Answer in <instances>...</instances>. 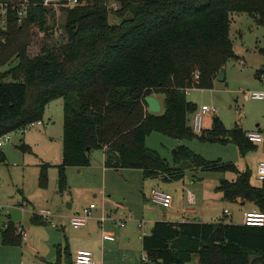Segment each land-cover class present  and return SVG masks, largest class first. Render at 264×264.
I'll use <instances>...</instances> for the list:
<instances>
[{"label": "trees", "instance_id": "obj_1", "mask_svg": "<svg viewBox=\"0 0 264 264\" xmlns=\"http://www.w3.org/2000/svg\"><path fill=\"white\" fill-rule=\"evenodd\" d=\"M108 1L71 5L62 0L68 6L59 44L49 42L54 26L45 0L7 3V27L0 24V137L43 121L47 106L63 99L60 192L67 188L68 166H90L92 153L105 150L107 168L140 169L144 178L166 182L185 180L188 173L196 180L199 170L233 172L236 178L220 179L216 190L225 201L249 202L264 212V184H252L250 169L207 159L184 144L174 148L170 163L146 144L150 134L160 132L180 140L232 142L242 155L257 149L248 131L229 129L218 116L211 128L195 133L190 116L198 107L187 91L214 88L221 69L239 58L230 14L246 12L264 25V0H113L121 7L117 23H110ZM35 29L43 34L39 40ZM34 43L38 50L31 53ZM260 52L264 56V47ZM256 76L264 85V62ZM153 92L165 95L160 114L149 112L144 101ZM21 147L30 149L25 143ZM5 159L0 151V160ZM48 168L41 165V186L48 183ZM32 221L46 223L36 213ZM1 237L4 245L23 243V231L11 219ZM142 246L141 264H186L194 255L203 264H264V226L157 220L143 234ZM65 253L71 257L68 245Z\"/></svg>", "mask_w": 264, "mask_h": 264}, {"label": "rangeland", "instance_id": "obj_2", "mask_svg": "<svg viewBox=\"0 0 264 264\" xmlns=\"http://www.w3.org/2000/svg\"><path fill=\"white\" fill-rule=\"evenodd\" d=\"M13 1L21 3L24 0H1L0 3V24L5 28L6 5ZM65 4L68 6L67 3H62V0H56L47 5L52 8L48 18L49 24L54 26L49 38L50 43L59 44L66 35ZM108 6L110 23L119 22L117 14L121 12V7L117 3L114 4L113 0L108 1ZM25 7L21 5V8ZM35 31L39 40L43 34H38L37 29ZM230 37L239 58L228 61L225 78H217L213 89L188 90L187 98L197 105V110L203 105L213 108L204 115V129L211 128L214 117L218 116L229 129L240 126L245 131L261 130L264 133V100L251 96V92L264 89L262 78L256 76L264 62V56L260 52V48L264 47V25L258 17L246 12L231 13ZM37 50L38 44L30 46L31 53ZM151 95L164 102L163 93L153 92ZM63 121V99L55 100L48 105L42 125L12 132L10 140L0 147V151L6 155L4 161L0 160V264H68L65 253L67 245L71 258H74L79 250L86 249L94 254L98 264H141L144 257L141 237L144 232L150 231L151 224L148 222L139 226L136 220L130 219L126 221L125 227H116L108 220L106 228L114 232L116 239L103 242L101 224L97 219L99 220L103 212L111 214L113 218H121L125 217L121 215L129 211L133 212L136 219L141 207L148 202L168 214L174 213V201L171 208H163L148 199L153 188H160L172 193L173 197H178V205L183 203L188 208L208 210L207 217L201 213L203 219L223 218L231 223L240 221L238 216L241 212L236 205L224 201L222 192L216 190L220 179L236 178L233 172L199 170L195 173L196 180H192V174L188 173L184 183L187 189L197 191L196 205L187 201V192L184 191L186 188L181 183L166 182L160 178H144L140 169L111 168L105 175L102 169L88 173V167L80 172V168L68 166L67 188L60 192L58 165L63 160ZM192 122L193 114L190 116L191 125ZM179 141L180 139L163 133L153 132L147 137L146 144L173 163L172 151ZM181 141V144L207 159H222L235 163L240 170L250 169L252 184H264L256 174L258 162L264 160V142L256 143L255 151L242 155L238 145L232 142L210 143L201 142L196 138ZM24 143L30 146L29 150L22 149ZM43 164H49L46 186L39 183ZM92 203L97 206L92 211V218L86 225L75 228L71 224V217ZM118 203L126 205L127 209L118 208ZM70 204L72 208H69ZM106 205L110 208L107 209ZM224 208L230 209L234 213L233 216L225 214ZM214 211L217 212L216 216L211 215ZM35 213L42 215L46 223H34L32 217ZM10 219L18 227L24 228L28 235L23 236L22 245L2 243L1 230ZM186 264L203 263L199 261L198 255H194Z\"/></svg>", "mask_w": 264, "mask_h": 264}, {"label": "built area", "instance_id": "obj_3", "mask_svg": "<svg viewBox=\"0 0 264 264\" xmlns=\"http://www.w3.org/2000/svg\"><path fill=\"white\" fill-rule=\"evenodd\" d=\"M51 1L56 2V0H45L44 4L49 5ZM77 3L78 0H68V4L74 5ZM251 96L255 99L264 100V89L251 92ZM212 110L213 108L211 106L203 105L200 110H196L194 112L193 122L191 126L195 133L202 132V130L204 129L203 127L204 115ZM42 124H43L42 120L31 122L22 131H25L28 128H33L36 125H42ZM11 134L12 132L4 134L3 136L0 137V147L3 146L4 142L10 140ZM247 136L251 141L255 143L264 142V133L261 130L248 131ZM256 174L258 179L264 182V160L258 162ZM186 196H187V201L190 204L195 203L196 199L194 192L187 190ZM149 198L153 203L158 204L163 208H171L174 201V197L172 193L161 190L160 188H153L149 194ZM96 207L97 206L94 203L85 207L80 213L71 217V224L75 228H80L81 226L86 225L88 220L92 218L91 217L92 211ZM128 219L129 218H125V217L113 218L111 214L107 215L103 212V214L99 217L98 220L102 228V241L103 242L114 241L116 239L114 232L106 228V222L108 220L111 221L116 227L117 226L125 227L126 221ZM243 223L253 226H264V212L256 208L244 211ZM141 225L143 224L139 223V226ZM23 236H26V233H24V231H23ZM72 264H98V262L95 260L94 254L90 250L82 249L77 252L75 257L73 258Z\"/></svg>", "mask_w": 264, "mask_h": 264}, {"label": "crops", "instance_id": "obj_4", "mask_svg": "<svg viewBox=\"0 0 264 264\" xmlns=\"http://www.w3.org/2000/svg\"><path fill=\"white\" fill-rule=\"evenodd\" d=\"M157 98L160 100V102L162 104V112H163V110H164L163 102L161 101V99L159 97H157ZM57 100H59V99H57ZM53 102H51V103H53ZM257 126H259V124ZM253 131H256V130H253ZM179 142L180 143L177 144V145H180L182 143L181 140ZM105 158H106L105 150H99V152H96V151L93 152L92 153V164L90 166H87L88 169H89L88 173H92L93 171H96L98 169H102L103 173L106 175L109 172V170H111V168H107L105 166V164H104ZM84 169H86V167L80 168V172H82ZM90 169H92V170H90ZM123 169L130 170L129 168H123ZM184 182H185V180L174 181V183H176V184H180L181 183L184 186V188H186V189L183 188L184 191L186 190V192H187V190H190V191L194 192L195 199L196 200H195V203L192 204V205H196L198 203L197 191L195 192V191H193V190H191L189 188L187 189V187L185 186V183ZM108 197H111V195H108ZM148 199L150 200L149 196H148ZM200 199H201V197H200ZM177 201H179V199H178V197H176L174 195V205L172 207V208H174V213L171 212V213L168 214V212H166L165 210H162L161 208H158V209L157 208H154L153 206H151L152 204L150 205V203L148 202V204H144V206L141 207L140 213H139V215H137L136 219L134 218V214H133L132 211H129L128 213H126L124 215H121V216H125V218H129L128 220H130V219L136 220L137 223H138V225H139V223H142V224L146 223V224H148V222H149L151 224L150 228H152L154 222L157 221V220L184 221V220H191V219H199L200 221L213 222L214 219H203L201 217V213H204V215L207 217L208 216V213H209L208 210L199 211L196 208H188V207H185V205H183V203H181L180 205H178L177 204ZM233 203L236 205V208H238V210L241 212L239 214V216H238V218H240V221L238 223H243V212L244 211L255 208L253 206V204L252 203H249V202H244L243 203L241 201H237V202H233ZM153 204H155V203H153ZM155 205L161 207L158 204H155ZM117 206H118V208L127 209L126 205H123V204H119L118 203ZM69 208H72V204L69 205ZM106 208L109 209L110 206L109 205H106ZM82 210L76 212L74 215L80 213ZM224 213L227 214V215H229V214L231 215L232 214V216L234 214L228 208H224ZM216 214H217V212H215V211L211 213L212 216H216ZM44 215H45V213H44ZM208 218H213V217H208ZM208 220H211V221H208ZM217 220H223V218L222 219H217ZM217 220H214V221H217ZM97 221H98V219H97ZM20 229L22 231H24V233H26L24 228H20ZM144 233H146V232H144ZM27 236L28 235L26 233V236L25 237H27ZM141 239H142V237H141Z\"/></svg>", "mask_w": 264, "mask_h": 264}, {"label": "water", "instance_id": "obj_5", "mask_svg": "<svg viewBox=\"0 0 264 264\" xmlns=\"http://www.w3.org/2000/svg\"><path fill=\"white\" fill-rule=\"evenodd\" d=\"M225 70L226 68L223 67L218 75V79L219 80H223L225 78ZM144 101L147 105L148 111L151 113H155V114H160L162 112V104L160 102V100L154 96V95H146L144 97ZM244 203V202H243ZM68 264H72L73 263V258H68L67 259Z\"/></svg>", "mask_w": 264, "mask_h": 264}]
</instances>
